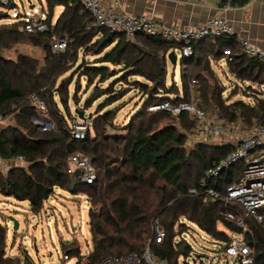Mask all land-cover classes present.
Masks as SVG:
<instances>
[{
	"label": "trees",
	"instance_id": "obj_1",
	"mask_svg": "<svg viewBox=\"0 0 264 264\" xmlns=\"http://www.w3.org/2000/svg\"><path fill=\"white\" fill-rule=\"evenodd\" d=\"M248 1L233 0L229 5L241 7ZM45 2L48 9L46 32L24 33L20 31L22 21L0 24V116L14 114L15 122L0 129V159L6 161L13 156H23L28 165L27 169L12 168L5 176L0 174L2 195L28 202L33 214L42 209L56 188L72 196H84L89 204L87 218L92 244L88 250V264H100L108 257L127 253L141 256L148 246L165 264H179V258L188 253L183 249L181 254L180 246L173 245L175 234L185 231V226L179 224L182 218L213 240L227 242V236L218 225L230 231L238 230L224 220L222 201L203 203L188 191L197 188L206 168L227 155L231 148L199 143L187 150L186 133L194 128V120L186 113L173 117L164 111H148V108L165 101L177 104L192 99L197 108L204 112L209 110L217 120L236 123L243 130L264 125V97L259 90L251 89L253 85L264 87V62L248 58L237 39L208 38L196 42L192 56L180 58V64L185 66L181 71L182 94L174 96L165 86L166 59L169 52L180 48L179 44L142 34L132 42L122 33L94 27L90 15L76 0ZM57 6L62 7V11L51 24ZM53 37L66 39L64 51L52 53ZM19 44L38 48L43 54L42 60L23 54L15 59L3 56V51ZM225 48L232 53L231 61L226 64L228 72L240 82L238 84L247 83L241 96H251V102L228 103L223 98L224 88L212 67L222 58ZM80 49L97 57L93 63L82 62L77 67L88 86L96 79L97 83L113 79L112 82L126 84L131 77L143 79L134 80L131 85L141 91L147 101L125 126V134L109 133L117 129L113 123L115 110L103 111L123 94L95 85L94 93L84 106L88 108L102 96L107 99L99 105L101 108L93 115L91 129L83 139L70 135L68 121L59 111L54 94L67 109V87L71 80L68 82L61 77L76 65ZM193 80L197 82L195 86ZM236 82L234 85L238 87ZM192 86L196 87L193 94ZM233 90L231 97L239 94V89ZM31 95L43 102L44 114L31 103ZM36 121L51 123L52 127L41 131ZM75 152L90 159L96 172L93 184L83 185L67 173V158ZM243 168L242 164L233 166L210 186L224 192ZM234 208L241 215V210ZM156 221L165 234L161 244L154 242ZM245 222L251 231L248 243L253 244L255 250L253 264H264V220L256 222L246 218ZM5 235V228L0 225V264H18V260L4 257ZM60 248L62 254L69 257L80 253L75 241H65Z\"/></svg>",
	"mask_w": 264,
	"mask_h": 264
},
{
	"label": "built area",
	"instance_id": "obj_2",
	"mask_svg": "<svg viewBox=\"0 0 264 264\" xmlns=\"http://www.w3.org/2000/svg\"><path fill=\"white\" fill-rule=\"evenodd\" d=\"M76 1L90 15L94 27L105 28L110 33H122L128 39H134L137 35L142 34L158 38L166 43L179 44L180 48L177 51L180 57L184 59L192 56L193 45L196 42L204 41L208 38L237 39L232 25L221 16L209 18L197 27L170 28L156 23L151 18L133 17L124 14L120 10L119 0ZM6 4L7 0H0L1 6ZM22 22L20 29L24 33L36 34L48 31V25L43 17L22 19ZM237 43L248 58L264 62V49L248 40L237 39ZM66 44V39L53 37L51 41L52 53L56 54L64 51ZM221 55L220 62L223 65L231 61L232 53L229 48L222 49ZM196 83L195 80L192 81L193 86ZM247 99L250 100L249 97ZM30 101L41 113L44 114L46 112L43 102L36 95H31ZM148 111H164L173 117H177L181 113L188 114L194 120L195 125L190 133H186V136L194 135L196 137L195 140H197V142L195 140L191 142L192 144L189 145L191 149L199 143L213 144L216 147L229 146L231 148L227 155L217 161H213L206 168L198 183V187L191 188L188 193L191 196L199 197L203 203H214L221 200L225 208L224 220L233 224L238 231H230L226 227L219 226L224 228L228 239L227 242H219L213 240L205 232L182 218L179 220V224L185 226V231L175 234L173 245L180 246L184 250L187 249L188 253L186 256L191 257L193 264H253L255 250L254 245H250L247 240L251 236V231L245 219H253L256 222L264 220V125L240 130V126L236 123L219 124L215 120H209L205 112L197 108L191 101L177 104L165 101L149 107ZM1 118L2 116H0V120ZM83 122L76 119L74 123L68 124V131L74 139L84 138L88 126L86 123L83 124ZM44 124L49 129L52 127L51 123L44 122ZM240 164L244 167L242 172L232 184L224 189V192L220 193L210 186L224 171ZM27 166L23 156H13L5 162L0 159V174L5 176L12 168L21 167L26 169ZM76 170L79 171V175L76 177L79 183L91 185L96 180V172L90 159L81 152H75L67 158V173L74 175ZM54 194L53 192L52 195ZM49 198L44 204L48 202ZM234 207H238L241 210V215ZM47 212L48 210L45 209L40 214H34L33 216L46 215ZM0 225L7 230L6 223ZM17 230L13 231L16 232ZM194 232L201 233L203 236H200V238L211 243L214 249L215 247L220 249L216 260L196 253L194 247L190 246L189 241L193 239ZM164 237V231L158 221H156L154 225V242L161 244ZM22 241L23 236L21 237V244L16 245L17 240L14 237L12 243L8 245L9 240L5 235L4 257L13 261L18 260V264H33L31 253L22 248ZM35 241L36 239L33 238V246ZM199 248L205 249L203 244L199 245ZM213 252H216V250H213ZM34 253L37 252L34 251ZM62 255L61 262L72 259L74 261L73 264H88V251H80L78 255L73 257ZM100 264H165V262L154 255L148 246L141 256L135 253H127L120 257H108Z\"/></svg>",
	"mask_w": 264,
	"mask_h": 264
},
{
	"label": "rangeland",
	"instance_id": "obj_3",
	"mask_svg": "<svg viewBox=\"0 0 264 264\" xmlns=\"http://www.w3.org/2000/svg\"><path fill=\"white\" fill-rule=\"evenodd\" d=\"M13 4V8L10 9V6ZM62 11V7H55L53 11V17L51 20V24H54L57 17ZM7 13V18H3L2 14ZM46 14H48V9L46 6L45 0H7V4L5 6L0 5V24H12L13 22H21L22 19L28 18H46ZM22 26V25H21ZM21 31V29H20ZM127 38V37H125ZM129 41H134V39H128ZM3 56L9 59H15L18 54L27 55L30 58L37 59L39 61L42 60L43 54L42 52L30 44H19L13 47L10 50H5L2 52ZM179 55V53H178ZM97 57L92 56L89 51L80 49L78 52V61L76 65L69 71H67L61 79H65V81H70L69 86L67 87V109L66 107H62L59 102V97L57 94H54V100L57 104V107L61 114H63L68 124H72L78 119L74 114V110L77 109L79 111H83L85 116L90 115L91 118L87 121H84L83 124H87V130L91 129V120L96 115L97 111L101 108L99 105L104 100L107 99V96H102L94 101L88 108L84 106V102L94 93L95 85L100 89H106L110 87L115 94L120 92L123 96L109 105H106L103 111L107 110H115V116L113 119V123L115 124V130H109L110 134L113 135H122L125 134V126L129 123V121L136 115L137 110L143 107L144 102L147 101V98L143 96L142 92L133 88L134 80H141V78L131 77L130 82L120 83V82H112L113 79H108L103 83H97V79L92 83V85L88 86L87 81L84 77H80V73L78 71V66L83 62L93 63ZM180 55L176 60L174 65L169 62L166 65V82L165 86L168 88V92L174 94V96H181V71L185 67L183 64H180ZM214 72L219 76L220 84L222 88H224L223 98L228 102H234L238 100H244V102H250L245 100L244 97L240 96L243 94V90L246 91V84H238L236 87L233 79L229 83L227 80L221 75V71L226 73L225 67L218 68L217 66L213 67ZM119 68H116L115 71L119 72ZM240 83V82H238ZM111 84H114V86ZM249 85V84H248ZM237 88L239 89L237 92L239 94L230 96L231 91ZM254 88L259 90L261 96L264 97V87H259V85H253L251 89ZM196 87H191V93H194ZM118 90V91H117ZM235 91V90H233ZM192 93V94H193ZM236 96V97H235ZM171 98L173 95L170 96ZM247 97H251L247 95ZM174 98V97H173ZM246 98V97H245ZM194 104L195 101L190 99ZM205 114L209 120H215L219 124H227L226 121L217 120L209 110H205ZM94 115V116H93ZM75 118V120H74ZM79 120V119H78ZM81 121V120H80ZM45 121H36L40 126L41 131L49 130V128L45 127ZM15 124L14 122V114H10L6 117H2L0 120V129L7 127L9 125ZM44 126V127H43ZM240 130L243 128L240 126ZM246 130V129H245ZM185 148L190 150L189 147L191 142L196 139L194 135L186 136ZM197 142V140H195ZM205 145H212L207 143H200ZM7 161V160H6ZM5 162V161H4ZM27 169V168H26ZM54 195H52L48 202L43 204L42 209L36 213L40 214L43 210H48L47 214H41L38 217L33 216L34 214L31 212V208L28 202H18L13 198H7L2 195L0 192V224L6 223V236L9 240L8 245H10L13 241V238L16 237L17 243L21 244V237L23 236L22 248L27 252L31 253L32 263L33 264H60L62 261V250L60 248L61 243L65 241L72 242L75 241L80 247V251L85 252L91 249V238L88 231V218L87 212L89 210V204L85 200L84 196L76 195L72 196L66 192L60 191L59 189H55ZM47 201V200H46ZM15 220L19 224V229L14 232L12 225ZM219 227V225H218ZM222 228V227H221ZM218 228L222 232L225 231L224 228ZM226 234V231L224 232ZM208 235V234H207ZM200 236H203L201 233H193V239L189 241L190 246L194 247V251L196 253L204 255L209 258L217 259L220 249L218 247L212 246L211 243L203 241ZM209 236V235H208ZM33 238L36 239L35 245L37 248V253H34L33 250ZM204 246V250L199 248V245ZM216 250V252H213ZM51 254V256H49ZM222 261H224L222 259ZM73 260L63 261L61 264H73ZM179 264H193L190 256H181L178 260Z\"/></svg>",
	"mask_w": 264,
	"mask_h": 264
},
{
	"label": "crops",
	"instance_id": "obj_4",
	"mask_svg": "<svg viewBox=\"0 0 264 264\" xmlns=\"http://www.w3.org/2000/svg\"><path fill=\"white\" fill-rule=\"evenodd\" d=\"M221 3L218 0H119V7L128 16L151 18L170 28L197 27L209 18L221 16L232 25L237 39L248 40L264 49V0H249L241 7ZM172 52L177 60L178 51L174 49ZM220 60L213 67H225L226 73L221 71V75L229 83L232 81L229 76L233 77ZM244 99L248 100L247 97Z\"/></svg>",
	"mask_w": 264,
	"mask_h": 264
},
{
	"label": "water",
	"instance_id": "obj_5",
	"mask_svg": "<svg viewBox=\"0 0 264 264\" xmlns=\"http://www.w3.org/2000/svg\"><path fill=\"white\" fill-rule=\"evenodd\" d=\"M218 1H219V2H222V3H230V2L233 1V0H218ZM12 8H13V4L10 6V9H12ZM7 16H8L7 13L2 14V17H3V18H7ZM0 18H1V17H0ZM108 41H109V40H108ZM167 60H168V62H169L170 64L174 65V64L176 63V56H175V53L172 52V51L169 52L168 55H167ZM74 114H75L76 117H77L79 120H81V121H87V120H89V119L91 118L90 115L85 116V113H84L83 111H79V110H77V109L74 110ZM78 175H79V171L76 170V171L74 172V177H78ZM73 187H74V181L71 180V188H73ZM12 221H13V230L15 231V230H17V228H18V222L15 221V220H12ZM33 247H34V251L37 252V248H36V245H35V244H34ZM180 253H181V254L183 253V248L180 249ZM25 264H27V263H25Z\"/></svg>",
	"mask_w": 264,
	"mask_h": 264
}]
</instances>
